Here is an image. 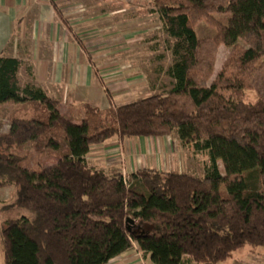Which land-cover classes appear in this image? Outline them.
Segmentation results:
<instances>
[{
	"label": "trees",
	"instance_id": "trees-1",
	"mask_svg": "<svg viewBox=\"0 0 264 264\" xmlns=\"http://www.w3.org/2000/svg\"><path fill=\"white\" fill-rule=\"evenodd\" d=\"M148 1L173 39L171 87L107 110L86 106L79 124L35 84L20 87L22 61L0 55V105L33 107L0 134V188L13 185L11 205L32 214L5 221V264H108L133 243L150 264H223L264 247V0ZM223 13L213 37L197 36V21ZM220 46L229 52L213 76ZM246 89L255 102L243 100ZM173 133L207 153L204 176L143 167L124 179L86 159L112 137ZM22 135L54 151L63 141L56 162L25 168L11 150Z\"/></svg>",
	"mask_w": 264,
	"mask_h": 264
},
{
	"label": "crops",
	"instance_id": "crops-1",
	"mask_svg": "<svg viewBox=\"0 0 264 264\" xmlns=\"http://www.w3.org/2000/svg\"><path fill=\"white\" fill-rule=\"evenodd\" d=\"M89 2L90 0H0V55L20 58L22 61L18 69L20 87L27 83L35 84L49 97L59 102L58 111L68 122L76 124L84 117L86 106L107 110L111 106H118L111 104L114 97H118L123 104L131 102L132 99L129 95L123 97L125 93L119 92L123 88L124 80H120V87L115 86L114 91L108 88L107 91L105 89L107 86H103L106 79L111 78L110 71L108 72L109 69L105 65L103 51L106 41H112L115 37L118 40L120 37L127 39L126 42L129 44L131 38L135 37L134 32L138 30L139 17L137 13L130 17L122 16L124 11L122 7L107 12L101 11L98 16L89 17L85 14ZM111 16L114 18L107 24V18ZM16 26L19 27L21 39L11 43ZM129 47L133 46L126 45L128 50ZM151 49L155 50L156 46H152ZM21 73L27 79L24 83L20 80ZM126 79L130 84L136 83L134 78L127 76ZM149 90L154 91L153 85ZM123 99L126 100L122 101ZM90 101L92 104H89ZM149 140L155 142L159 138L122 140L112 137L102 144L93 146L86 159L91 166L107 173L98 163H103L104 154L105 156L107 154V160L110 158L108 152L111 148L123 146L132 154L138 151L139 142L141 144L139 150L144 152L145 143ZM156 163V160L151 162L146 160V165L139 168L159 169ZM107 174H111V171ZM130 251L110 260L108 264L124 259L126 260L124 264H131L138 252Z\"/></svg>",
	"mask_w": 264,
	"mask_h": 264
},
{
	"label": "rangeland",
	"instance_id": "rangeland-1",
	"mask_svg": "<svg viewBox=\"0 0 264 264\" xmlns=\"http://www.w3.org/2000/svg\"><path fill=\"white\" fill-rule=\"evenodd\" d=\"M85 9V14L89 17H96L101 11H111L122 7V16H132L137 13L139 19L137 23L138 30L135 31V37L131 38L129 44L123 38H113L112 41L107 40L103 56L108 67V72L111 78L106 79L103 83L105 89L115 90L120 87V80L122 89L119 92L125 93L123 97L131 96V101L150 96L152 93L163 92L171 87V78L167 75V69L171 65L173 58L171 55V46L173 39L169 38L161 29L160 22L155 15H149L151 4L148 0H90ZM87 10V11H86ZM63 18V17H62ZM114 16L107 18V24L113 20ZM230 14H211L207 19H202L196 22L195 31L198 37H213L220 27L227 24ZM65 21L66 19L63 18ZM62 20V19H61ZM110 26V25H109ZM125 38V37H124ZM21 39L19 27L14 28L11 43ZM108 39V38H107ZM123 44V45H122ZM131 47L126 48V45ZM109 46V47H108ZM156 46L152 50L151 47ZM122 51H117L120 49ZM116 50V51H115ZM229 50L225 46H220L216 55L213 76H215L226 58ZM28 57H24L27 59ZM125 70V71H124ZM127 70V71H126ZM126 72V73H125ZM25 74V72H24ZM128 77L134 78L135 84L128 83ZM121 77L123 79H121ZM23 73L20 75V80L24 83ZM114 82V84H113ZM119 83V84H117ZM153 85L154 91L149 90ZM107 89V91H109ZM130 90V91H129ZM106 91V92H107ZM152 91V93H151ZM113 93V92H108ZM242 98L245 102L253 103L257 100V94L254 90L246 89L243 92ZM123 99L122 101H125ZM76 102L75 104H77ZM89 104H92L90 101ZM112 105H120L118 97L112 99ZM78 105V104H77ZM79 108V107H77ZM32 105L7 103L0 105V134L7 135L15 129V123L26 117ZM75 111L76 108L74 109ZM72 110V111H74ZM83 112L82 110L80 111ZM143 139V138H141ZM162 139L163 142L160 140ZM19 142L12 146L17 155L23 157L21 164L30 171H38L44 166L56 162L60 151L63 148V141L60 145V151L46 147L43 140L29 142L25 135L18 138ZM145 143V142H144ZM143 144V143H142ZM146 147L140 151L141 144L137 143L139 147L136 153L129 154L123 146L111 148L108 155L110 160H107V154L102 159L101 164L107 173L120 172L126 179H130L131 173L136 169L146 165V160L151 162L156 160L157 167L161 170H172L182 174H189L192 176L202 177L206 174V168L209 164L207 153L204 151H197L192 146H185L176 133L171 134L167 138H159L155 142L153 140L146 141ZM94 153V152H91ZM114 159V160H113ZM159 159V162H158ZM116 162L111 164L110 162ZM221 166V165H220ZM14 200V186L6 185L0 188V264H5L2 254V235L1 231L6 220L25 216L30 218L31 213L23 208L12 206ZM130 252H138L137 245L134 244ZM135 249V250H134ZM126 260H120L113 264H124ZM131 264H150L146 262L141 255L136 253ZM184 264H195L194 262H185ZM223 264H264V247H258L252 251L249 247L235 252L231 259H228Z\"/></svg>",
	"mask_w": 264,
	"mask_h": 264
},
{
	"label": "built area",
	"instance_id": "built-area-1",
	"mask_svg": "<svg viewBox=\"0 0 264 264\" xmlns=\"http://www.w3.org/2000/svg\"><path fill=\"white\" fill-rule=\"evenodd\" d=\"M123 176V175H122ZM124 179H126L124 176H123Z\"/></svg>",
	"mask_w": 264,
	"mask_h": 264
},
{
	"label": "water",
	"instance_id": "water-1",
	"mask_svg": "<svg viewBox=\"0 0 264 264\" xmlns=\"http://www.w3.org/2000/svg\"><path fill=\"white\" fill-rule=\"evenodd\" d=\"M128 221H129V219H128Z\"/></svg>",
	"mask_w": 264,
	"mask_h": 264
}]
</instances>
